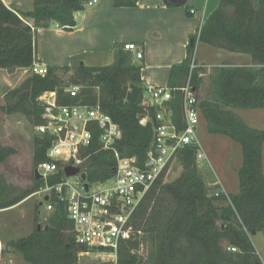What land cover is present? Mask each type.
<instances>
[{
  "label": "trees",
  "instance_id": "trees-1",
  "mask_svg": "<svg viewBox=\"0 0 264 264\" xmlns=\"http://www.w3.org/2000/svg\"><path fill=\"white\" fill-rule=\"evenodd\" d=\"M88 0H33L31 11L9 9L0 0V68H27L38 63L32 29L56 23L65 30L75 25L74 13L84 10ZM139 0H113V5L135 6ZM19 15L33 19L26 24ZM197 42L231 52L249 54L252 65L225 63L212 67V90L198 100L201 115L209 133L221 134L239 143L242 164L237 170L238 191L230 196L209 195L204 177L196 163V147L189 145L177 154L181 166L179 176L163 182L159 178L147 191L135 210L131 224L134 234L121 242L116 264H262L250 235L264 233V173L262 145L264 128L256 129L244 123L235 109L264 108V0H219L218 6L190 36L185 59L171 66L169 86H179L189 70ZM113 61L104 66L86 67L78 64L72 83L83 88L78 97L64 93L59 76L71 66H46L44 75L33 73L22 85L8 91L5 113H23L40 122L41 107L37 97L56 90L59 103L98 102L119 125V153L143 158L152 132L139 119L152 109L143 104V83L140 67L132 63L129 52L116 45ZM202 67L193 72V84L203 88ZM198 96V93H197ZM180 115L178 101L173 104ZM49 138H34L33 164L47 160ZM14 149L0 142V163ZM86 157L82 171L89 182L107 179L115 164L111 151L97 150L92 145L81 150ZM63 178L62 172L50 175L49 181ZM33 185L9 195L0 183V210L10 208L34 193L42 179L32 174ZM2 182V181H0ZM38 213V212H36ZM36 224L32 232L10 242L29 264H77L85 247L74 240L72 225L66 217L64 204H58L44 226ZM149 243L146 259L136 250ZM231 248H235L234 251Z\"/></svg>",
  "mask_w": 264,
  "mask_h": 264
},
{
  "label": "built area",
  "instance_id": "built-area-1",
  "mask_svg": "<svg viewBox=\"0 0 264 264\" xmlns=\"http://www.w3.org/2000/svg\"><path fill=\"white\" fill-rule=\"evenodd\" d=\"M97 1L88 0L84 8L92 7ZM190 12L194 13V10ZM122 48L135 54L137 59L143 56L134 42L124 43ZM194 52L181 86L143 84V104L152 109V114L142 115L139 124L150 125L152 137L141 159L119 153V125L98 102L89 104L79 99L70 104L59 103L56 90L45 91L37 97L42 110L40 122L34 128L37 135L49 138V145L47 160L34 168L41 175L43 184L33 195H42L46 213L52 212L58 204H64L74 240L86 249L80 251L78 257L106 255L116 264L120 243L134 234L131 218L135 210L155 181L164 179L178 152L193 145L196 159L208 160L196 130L200 111L192 73L199 65L193 58ZM29 69L41 75L47 71L46 66L37 63ZM201 76L198 73V77ZM82 88L80 83H71L63 90L71 97H78ZM175 100L180 108L178 116L173 107ZM92 145L114 155L113 173L107 179L89 182L80 177L81 166L87 157H82L80 152ZM68 165L80 167L79 181L65 175L64 168ZM58 172H62L63 178L50 182V175ZM214 184L220 182L217 180Z\"/></svg>",
  "mask_w": 264,
  "mask_h": 264
},
{
  "label": "rangeland",
  "instance_id": "rangeland-1",
  "mask_svg": "<svg viewBox=\"0 0 264 264\" xmlns=\"http://www.w3.org/2000/svg\"><path fill=\"white\" fill-rule=\"evenodd\" d=\"M2 2L9 9L20 12L31 11L33 8V0H2ZM19 17L26 24L33 25V19L23 15H19ZM32 35L35 42L36 34L33 29ZM34 45L37 49L38 43H34ZM194 49L193 58L199 60L202 56V47L196 43ZM129 54L133 62V56L131 53ZM113 58L112 55H104L94 59L83 56L72 57L70 69L67 72L61 71L59 76L63 85L68 86L72 83L70 77L73 76L78 64L82 63L86 67H99L110 64ZM204 58L205 62L214 60L210 59L209 56ZM29 68H0V142L4 146L14 149V153L3 163H0V181H2L0 183H4L8 187L9 195L33 185L34 138L37 135L34 128L35 124L30 117L23 113L9 114L1 109L6 103V93L22 85L33 74ZM210 68L203 67V73L200 72L203 75V88L201 86L197 88L198 100L205 98L206 94H210L212 90L211 76L213 72L212 67ZM193 74L194 72L192 73V83ZM237 113L240 114L239 116L242 117L241 119L246 125L256 129L264 128V108L247 109L240 112L238 109ZM196 130L202 149L208 158V160L196 159V163L204 177L209 195L223 194L228 197L235 194L238 191L237 170L242 164V151L239 143L225 135L209 133L201 113ZM262 171L264 173V143L262 145ZM180 172L181 166L176 159L165 175L163 182L172 181L179 176ZM70 178L80 180L79 175L70 176ZM217 180L220 184L215 185L214 182ZM86 181H88L87 178ZM42 203L44 205L42 195H33L32 193L20 203L0 210V264H29L24 260L22 254L10 245V242L29 235L36 224L41 226L46 224L51 212L46 213ZM250 238L262 264H264L263 231L251 234ZM149 249V243H142L136 251L142 259H146ZM77 264H114V260L106 255L96 258L89 255L84 256Z\"/></svg>",
  "mask_w": 264,
  "mask_h": 264
},
{
  "label": "crops",
  "instance_id": "crops-1",
  "mask_svg": "<svg viewBox=\"0 0 264 264\" xmlns=\"http://www.w3.org/2000/svg\"><path fill=\"white\" fill-rule=\"evenodd\" d=\"M218 3L219 0H139L135 6L116 7L113 0H98L89 9L74 13L76 25L71 30L55 23L35 30L38 64L61 67L70 66L71 58L76 56L114 57L116 45L134 42L143 56L137 59L129 53L133 56L132 63L140 67L142 83L169 86L171 66L185 59L190 36ZM197 43L202 47V56L196 62L202 69L225 63L252 65L249 54ZM206 56L214 60L205 62ZM179 83L183 84L180 80ZM244 110L247 109L240 108L239 112Z\"/></svg>",
  "mask_w": 264,
  "mask_h": 264
},
{
  "label": "water",
  "instance_id": "water-1",
  "mask_svg": "<svg viewBox=\"0 0 264 264\" xmlns=\"http://www.w3.org/2000/svg\"><path fill=\"white\" fill-rule=\"evenodd\" d=\"M81 65H82V63H81ZM80 171H81V169H80V167H78V166L68 165V166H66V167L64 168V173H65V175H66L67 177L77 175V174L80 173ZM33 173H34V177H35L36 179H40V178H41V175L38 173L37 169H34ZM80 177H81L82 179H85V178H86V174H85L84 172H81V173H80ZM84 186H85V188H87V183H86V182L84 183ZM45 199H47V197H45ZM40 204H41V203H40ZM39 227H40V226L38 225V228H39Z\"/></svg>",
  "mask_w": 264,
  "mask_h": 264
}]
</instances>
